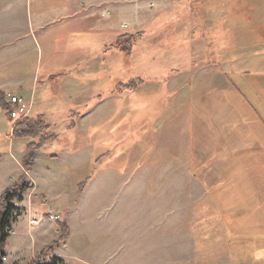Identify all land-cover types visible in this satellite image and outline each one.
<instances>
[{
    "label": "rangeland",
    "instance_id": "rangeland-1",
    "mask_svg": "<svg viewBox=\"0 0 264 264\" xmlns=\"http://www.w3.org/2000/svg\"><path fill=\"white\" fill-rule=\"evenodd\" d=\"M250 1L149 3L157 17L135 32L147 36L134 55L121 62L116 50L98 56L99 72L92 69L96 75L84 77L88 82L79 80L93 83L88 92L66 96V72L50 64H64L65 51L26 48L36 38L40 42L42 32L24 35L30 21L16 12L19 4L0 0V92L6 106L8 95H19L32 108L29 117L46 109L52 102L41 99V91L51 89L46 74L53 69L59 84L50 98L61 97L55 101L58 113L43 116L57 139L37 153L36 168L10 202L2 264H31L61 239L58 223L69 228V236L43 264H185L198 256L203 264L264 262V189H254L264 178V0ZM9 6L15 8L11 17L5 10ZM52 25L48 31H67ZM96 38L90 36V52L97 53ZM168 74L172 79L187 74V82L180 78L169 88L163 80ZM30 79L35 80L30 95L19 93L21 82ZM133 79L144 82L139 90L115 94L117 83ZM229 89L239 95L232 94L222 108L220 93ZM72 96L83 105L76 106ZM6 106L0 105V196L25 174L29 142L12 139L17 125ZM174 109L180 115L174 116ZM196 111L203 115L202 124L211 116L220 123L210 131L194 126ZM236 151L244 152L234 158ZM222 166L220 191L227 212L218 195L209 192ZM151 175L155 179L147 178ZM86 179L80 196L78 185ZM230 246L238 259L230 260Z\"/></svg>",
    "mask_w": 264,
    "mask_h": 264
},
{
    "label": "crops",
    "instance_id": "crops-1",
    "mask_svg": "<svg viewBox=\"0 0 264 264\" xmlns=\"http://www.w3.org/2000/svg\"><path fill=\"white\" fill-rule=\"evenodd\" d=\"M151 2H154L156 4V0H3L2 4L4 5L5 4L9 5V4H14V3L19 4V8L17 9L16 12L23 14V17L27 19L26 20L27 22L30 21V24L28 23L25 24V31L23 33L24 35H26L27 37L30 36L31 34L32 36H36L37 34H39V32H42L40 33V35L42 36L40 38L41 40H39L40 42H37V38H36V43L34 41L29 42L26 48L30 47L31 49L35 50L37 48H42L44 45L45 47L51 46L52 53H58L59 51H65L66 62H64V64L62 63L58 64L54 61H51L50 64H52L54 68H56L55 66H62V69H64V71L66 72L64 74L65 80H63V82L65 81V89L63 90H65L66 96H70L73 94L74 90H78L83 93L88 92V87L90 89V86L93 85V83H90V84L88 83L89 85L86 84L87 86H85L81 84L79 80H82L83 83H86L89 80L87 79L85 80L84 77L88 78L89 75H96V72L95 71L92 72V69H97V73L100 70V61L96 62V59L90 61L89 60L90 54L86 52L88 49L87 45H88L90 36H97L95 41H97V50H98L100 47L104 48V45L106 42V35L110 37L108 38L109 40H112V39L115 40L116 36L118 35L133 34L137 32L140 28L147 26L157 17L156 9L154 10L153 9L154 7H149L150 5H148ZM236 3L242 4V5L244 4L250 5L251 1L250 0H247V1L236 0ZM33 5H36V6L33 7ZM5 10L9 12L8 16L11 17V14H14L13 12L15 11V8L9 6ZM32 21H34L35 27L32 29L33 32L31 33V28L29 25H32L33 23ZM52 24H55L56 26L65 27L67 31L65 32L63 30H57L56 32L48 31L47 29L52 28L54 26ZM125 24L130 25V27L128 29H123L122 26ZM47 36L50 37L49 43L47 40H44V37H47ZM28 40H30V38H28L27 41ZM54 48H58V49H54ZM95 64H97L96 67H95ZM101 72L103 73V75H105L104 70H101ZM53 75L57 76L56 71L54 69L51 71H48L46 74L47 80L48 81L51 80L52 78L50 77ZM190 75L193 78L192 80L195 81L197 77L196 70H194L193 73H191ZM186 76L187 74H184L182 76L177 77L176 79L174 78L172 80H169L168 82H165V84H167L169 88L172 86V89H173L174 81H177V80H180V78H183L185 80H180V81L187 82ZM34 82L35 80L33 81V79L21 82L22 84L19 85L18 92L24 93L25 96L30 95L29 94L30 89H32L33 91V89L35 88ZM98 82L96 84H98ZM54 84H55L54 80H51V89L49 91L48 89L47 90L44 89L41 91V97H42L41 99H49V103L51 102L52 103L51 104L48 103L49 106L46 109H43V111H40L38 115L47 116L49 114L55 115L58 113L59 109H55V101L57 99H61V97L57 96L55 99L53 97L52 99L50 98V95H51L50 92L56 89V86L59 83L58 84L56 83L55 87H54ZM211 94L212 93L207 94L208 98L211 97ZM232 94L239 95L238 92L231 90V89L225 90L224 92L220 93L221 98L219 101H221L222 108L227 105L226 101L228 100V98H230ZM72 98L79 102L76 104V106L80 105V103H82L81 106L83 105L82 99L80 98L76 99L77 98L76 96L75 97L72 96ZM205 98L207 97H204V99ZM85 99L86 100L89 99L88 95L86 96ZM69 101H70L69 97H66V102H69ZM104 106L105 104L101 106L99 105L97 108H95L94 111H96L97 109H100L101 107L103 108ZM66 109L68 110L69 108L66 107ZM111 109H109L110 113L113 110ZM177 110L178 112H176ZM114 113H115V109L112 114ZM173 113H175L174 116L180 115L179 113H181V110L174 109ZM194 113L192 112V117L194 118V126L195 125H200L203 127L205 126V128H208V130L210 131L209 129L210 126H211V129L214 130L215 125L218 126V123H220L217 118L211 116V121L209 120L207 122V120L206 121L204 120L205 124H202L203 115L198 114L197 111ZM197 117H198V121L196 120ZM86 119L88 118L86 117ZM44 121H46L45 118H44ZM88 121H90L91 123V119L90 120L88 119ZM180 122L181 121L178 120L177 123L180 124ZM209 133L210 132H208V134ZM237 151L233 155L234 158L236 157V155L241 156L242 153L244 152V151H241V152H237ZM152 152H154V149L152 150ZM229 157H232V153L228 154V158ZM201 163H202L201 167H203L205 163L203 162ZM206 163L209 164L210 161ZM36 166H37V162L33 169H35ZM168 166L169 165H167V167ZM167 167H164V168H167ZM169 167L167 169H169ZM150 169L152 170L153 168L150 167ZM208 170L209 172H212V173L214 172V170H212L211 168L210 169L208 168ZM223 170H225L223 169V166L220 167L219 175L216 176L215 181L212 182V185L209 191H213L215 192L216 195H218L219 200H217V202L221 206V209L227 212L223 204L225 202V200L222 199L223 193H221L220 191L225 186V184H223L220 179L221 175L223 174L222 172ZM205 171L206 169H204V172ZM30 172L31 171H29V173ZM147 178L155 179L153 175ZM254 189L255 190L264 189V178L259 180V187L255 186ZM46 225H48L47 222H46ZM230 233L231 232L228 231V233L226 234V240H227L226 243H229L231 240L232 236L228 235ZM162 248L167 249L165 247H162ZM230 249H231L230 251L231 253H229L231 257L230 260L238 259L237 257H234L235 256L234 246ZM221 259H224L223 256H218L216 258V260H221ZM185 264H203V263H202L201 256H198L197 258L195 257V262L185 263ZM220 264H239V263L236 261L226 260V263H220ZM241 264H244V263H241ZM255 264H260V263L255 262Z\"/></svg>",
    "mask_w": 264,
    "mask_h": 264
},
{
    "label": "trees",
    "instance_id": "trees-1",
    "mask_svg": "<svg viewBox=\"0 0 264 264\" xmlns=\"http://www.w3.org/2000/svg\"><path fill=\"white\" fill-rule=\"evenodd\" d=\"M146 36H147L146 31H141L138 33H133V34L118 35L116 36L115 40L114 39L109 40L107 38L108 36H106V42H105L104 48L100 47L98 50L96 48L94 51H97V53L90 52L89 49H87L86 52L90 54L89 60L91 61V60L96 59L98 56L105 57V55L106 56L111 55L112 51L116 50V52L120 54V62H121V61L126 60L128 56L131 57L134 55V50L136 46L138 45V43H141ZM129 63H130V60H129ZM122 66H125V64H122ZM62 70L64 71V69ZM113 72H114V69H113ZM50 78H52L51 80H54L55 84L57 83V80H55L56 75H53ZM172 78H173V75L168 74L163 78V80L169 81ZM51 80H49L50 83H51ZM143 83L144 82L140 81L139 79H133L127 82H123L122 80L121 82L116 84L114 92L116 95L122 97L123 95L136 92L137 90L140 89ZM5 99H6L5 95L2 92H0V105L2 104H4L5 106L7 105ZM99 100H102V99H99ZM89 104H85L83 108H86V107L89 108L90 107L88 106ZM7 107L9 109V106H6V108ZM12 139L13 140H28L29 142L26 145L25 157L22 161V167H23L25 174L22 175V177L19 180V184L17 186L8 188L0 196V264H2V259L5 256V250L8 245L7 243L8 237L6 235V229L7 230L9 229L8 225L10 224V219L12 218L11 216L13 213V209H12L13 207L10 205V202L15 196L20 194L22 190L21 189L22 186L26 185V181H27L26 174L35 167L37 153L45 149L51 142L55 141L57 138L54 134L50 133V128L44 121V117L41 115L35 114V115H32V117L25 119L22 123H19L14 128ZM88 182H89V179H86L83 183L78 185V192L80 196H82V194L84 193ZM209 192L212 193L213 191H209ZM58 226L62 230L61 239L58 242L53 243L50 246H47L31 264H43L44 261H46L49 257L53 256L55 250L69 236V233H70L69 228L65 224L58 223Z\"/></svg>",
    "mask_w": 264,
    "mask_h": 264
},
{
    "label": "built area",
    "instance_id": "built-area-1",
    "mask_svg": "<svg viewBox=\"0 0 264 264\" xmlns=\"http://www.w3.org/2000/svg\"><path fill=\"white\" fill-rule=\"evenodd\" d=\"M127 25H123V29H128ZM8 106L10 107L9 116L14 125H18L22 123L25 119L29 118V114L32 110L31 106L28 104V100L26 98L19 95H8ZM32 224H36V222H32Z\"/></svg>",
    "mask_w": 264,
    "mask_h": 264
},
{
    "label": "bare ground",
    "instance_id": "bare-ground-1",
    "mask_svg": "<svg viewBox=\"0 0 264 264\" xmlns=\"http://www.w3.org/2000/svg\"><path fill=\"white\" fill-rule=\"evenodd\" d=\"M223 137V136H222Z\"/></svg>",
    "mask_w": 264,
    "mask_h": 264
}]
</instances>
